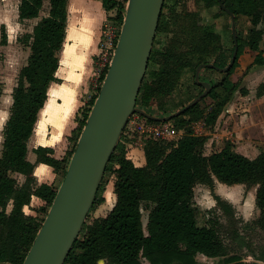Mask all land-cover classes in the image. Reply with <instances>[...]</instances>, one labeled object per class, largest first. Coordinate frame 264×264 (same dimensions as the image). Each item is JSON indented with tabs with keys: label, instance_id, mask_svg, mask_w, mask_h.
<instances>
[{
	"label": "trees",
	"instance_id": "1",
	"mask_svg": "<svg viewBox=\"0 0 264 264\" xmlns=\"http://www.w3.org/2000/svg\"><path fill=\"white\" fill-rule=\"evenodd\" d=\"M45 1L49 4L48 13L26 35L30 54L19 71L12 92V105L3 128L0 155V264L23 263L42 224L36 213L27 214L24 207L30 205L32 196H36L43 204L35 207V211L39 209L45 212L58 188L54 183H37L34 168L38 163H44L52 167L56 175L64 176L107 69L101 71L97 79L96 93L89 99L83 117L73 130L66 155L59 159L53 156L50 147L38 146L33 149L35 161H30L27 158V142L33 134L39 111L47 100L48 88L51 82L58 80L55 73L66 37L68 0H20L18 4V18L23 21L38 18ZM100 1L107 12H114L107 16V21L120 28L127 0ZM186 1L164 0L147 70L136 99V106L149 113L150 107H157L159 116L180 109L203 91V87L194 80L198 65L213 63L217 67H225L234 50L233 37L231 47L225 46L220 33L203 20L199 11L186 13L182 9L176 10L177 4L184 5ZM198 1L205 7L217 5L215 16L224 14L230 19L221 2L235 14L236 24L240 16L247 18V31L244 34L237 31L236 60L230 70L222 73L221 79L216 81L208 76L209 72L218 71L215 67H201L199 79L211 83L207 93L211 103L201 107L198 101L170 120L176 129L183 131L174 142L148 139L143 146V166L135 165L128 158L126 153L130 142L122 134L105 170L113 181L115 203L105 216L91 221L86 219L63 264H100V260L106 264H142L143 259L149 264H199L197 254L223 257L226 264H248L240 261L238 255L227 256V246L216 225V218L209 219L208 224H198L195 187L205 184L213 188L215 180L227 185L256 187L255 206L259 211L256 224L264 229V150L251 158L235 150L232 142L227 140L220 149L206 154L207 138L194 133L192 124L204 120L207 126H214L240 87L229 76L245 47L256 52L254 64L264 65L261 49L264 0ZM6 40L3 28L1 42L6 43ZM187 70L193 72V79L186 86V99L169 105L170 95ZM240 91L247 93L245 89ZM1 93L0 86V96ZM255 94L257 97L264 95V81L257 85ZM13 173L24 177L21 184H18ZM105 173L92 208L104 200ZM214 198L217 208L212 212L220 209L228 216L233 215L234 208L228 201L215 193ZM143 209L148 211L145 226Z\"/></svg>",
	"mask_w": 264,
	"mask_h": 264
},
{
	"label": "rangeland",
	"instance_id": "2",
	"mask_svg": "<svg viewBox=\"0 0 264 264\" xmlns=\"http://www.w3.org/2000/svg\"><path fill=\"white\" fill-rule=\"evenodd\" d=\"M19 2L20 0H0V86L2 89L0 96V118L2 119V121H0V155L2 150L3 128L13 100V88L16 86L19 71L22 66L26 64L30 54L29 46L26 43V35L32 32L36 22H38L42 16L46 15L49 9L48 1H45L43 10L38 18L22 21L18 18ZM181 9L182 12L185 11L186 13L199 11L203 20L213 25V28L220 33L223 44L227 47H231V21L224 14L215 16L218 12L217 5L205 7L204 4L198 0H187L184 5H176V10ZM109 14H114V12L109 11ZM107 25H114L118 28V26L111 21H107ZM3 28L7 35L6 43L1 42ZM104 29H106V27ZM236 31H240V33L244 34L247 31V25L239 20L238 24H236ZM104 38L105 36L103 34L102 42ZM254 55V51H251L248 47L244 48V52L240 55L236 68L229 76L233 81L238 80L237 82L243 87L240 86L234 92L233 98L226 105L214 126L210 127L205 125L202 127L199 124L201 120L193 123L195 124L194 129L197 133L205 135L207 138L204 149L206 154L220 149L227 140L232 142L235 150L251 158L264 150V96L257 97L255 95L256 85L264 79V65L254 64ZM95 62L88 90H79L81 104L61 143L63 148L61 146L59 147V145L56 147V150L60 151L59 154L61 156L66 154L69 149L72 129L78 125V121L83 117L84 110L88 106L90 97L96 92L99 74L97 72L98 61L96 60ZM209 73L208 76L213 81L219 80L222 77V73L219 71ZM192 79L193 72L191 70L185 71L179 85L170 95L169 105H174V103L186 99L184 92L186 86L190 84ZM241 89H248L247 93H243L240 91ZM199 102L201 107H205L211 103V98L206 95L202 100L200 99ZM150 111L151 113H158V109L155 106L150 107ZM169 122L174 126L172 121ZM180 131L183 133L182 130ZM148 139L154 138L142 137L140 142L136 145L130 143L128 145L130 148H128L126 153L127 156L130 155L128 153L129 149L132 150L133 148L138 154H144L143 146ZM165 141L174 142V140ZM31 144L33 143L31 142ZM135 164H137V162ZM12 175L17 179L18 184L23 182L24 177L22 175L18 173H13ZM62 178V175L57 176L55 183L57 186H59ZM113 188V181L110 180V174L107 172L105 173V183L102 191L104 200L91 208L87 217L88 221L96 217L105 216L109 212L115 201ZM255 192L256 187L254 186L248 187L245 184L227 185L217 180H215L213 188L205 184H197L195 187L194 202L197 207V222L199 225H204L209 223V219H217L216 225L227 246L228 256L238 255L243 259L252 258L251 256H264V253H262L264 250V229L259 228L256 224L259 211L255 206ZM214 193L220 195L233 206L234 212L232 216H228L220 209L212 212L214 208H217ZM37 203L38 202L31 201L30 205L24 207V211L27 214L36 213L35 215L38 219L43 222L49 206L45 212L39 209L35 211L43 204V201H39V205ZM8 210H10V206ZM142 212L145 226L148 211L143 209ZM102 261L104 260H101L100 264H102ZM143 263L147 264L146 261Z\"/></svg>",
	"mask_w": 264,
	"mask_h": 264
},
{
	"label": "water",
	"instance_id": "3",
	"mask_svg": "<svg viewBox=\"0 0 264 264\" xmlns=\"http://www.w3.org/2000/svg\"><path fill=\"white\" fill-rule=\"evenodd\" d=\"M163 4L164 0H127L100 89L77 138L66 172L22 264L64 263L94 204L110 156L132 114L140 113L154 121H170L210 91L211 83L199 79L201 67H215L220 72H228L236 60L235 14L220 2L230 16L234 41L228 64L225 67H217L213 63L198 65L194 80L204 90L168 115H155L137 107L136 99L147 70Z\"/></svg>",
	"mask_w": 264,
	"mask_h": 264
},
{
	"label": "crops",
	"instance_id": "4",
	"mask_svg": "<svg viewBox=\"0 0 264 264\" xmlns=\"http://www.w3.org/2000/svg\"><path fill=\"white\" fill-rule=\"evenodd\" d=\"M108 15L109 12L104 9L100 0H68L66 37L59 52V67L55 73L58 80L51 82L48 88L47 100L39 111L33 134L27 142V158L30 161H35L36 156L33 149L38 146L50 147L53 156L59 159L66 155L61 156L59 154L60 151H57L56 147L58 145L62 147L61 143L66 136V132L72 124L73 117L79 110L78 107L81 104L79 90H88L95 61H98L102 48L104 26L107 23ZM239 20L248 25L245 16H240ZM261 49L264 56V37ZM254 53L256 54L255 51ZM263 81L264 79L260 82ZM74 129H72L70 137L73 135ZM128 153L130 154L128 155L129 158L134 163L137 162L135 165L143 166L145 164L144 154H138L134 148L132 150L129 149ZM34 176L37 183L55 184L58 175L53 172L52 167L49 165L38 163L34 168ZM31 201L38 202L37 204L39 205V201L41 202L42 200L32 196ZM262 253H264V250ZM251 257L248 259L241 258L240 261L248 264H264V256ZM222 259L223 257H209L204 254L196 255V260L199 264H226ZM144 261L149 264L147 260H143L142 264H144ZM103 264H106L105 261H103Z\"/></svg>",
	"mask_w": 264,
	"mask_h": 264
},
{
	"label": "built area",
	"instance_id": "5",
	"mask_svg": "<svg viewBox=\"0 0 264 264\" xmlns=\"http://www.w3.org/2000/svg\"><path fill=\"white\" fill-rule=\"evenodd\" d=\"M105 27L106 29L103 33L105 38L102 42V48L98 56L97 72L99 75L106 67L108 68L119 34V28L116 26L105 24L104 28ZM157 114L158 113L155 115ZM199 124L202 127L206 125L204 120L199 121ZM194 125L195 124H193L194 133L199 134L194 129ZM181 134L182 132L177 130L171 122L149 120L140 113L132 114L123 130L124 137L128 139L130 143L135 145L140 142L142 137H151L159 140H177Z\"/></svg>",
	"mask_w": 264,
	"mask_h": 264
},
{
	"label": "flooded vegetation",
	"instance_id": "6",
	"mask_svg": "<svg viewBox=\"0 0 264 264\" xmlns=\"http://www.w3.org/2000/svg\"><path fill=\"white\" fill-rule=\"evenodd\" d=\"M221 73H226V72H221ZM195 78V77H194ZM203 87V86H202ZM203 90H204V87H203Z\"/></svg>",
	"mask_w": 264,
	"mask_h": 264
},
{
	"label": "bare ground",
	"instance_id": "7",
	"mask_svg": "<svg viewBox=\"0 0 264 264\" xmlns=\"http://www.w3.org/2000/svg\"><path fill=\"white\" fill-rule=\"evenodd\" d=\"M107 24V23H106ZM9 103V102H8ZM3 115V114H2ZM0 121H2V119L0 118Z\"/></svg>",
	"mask_w": 264,
	"mask_h": 264
}]
</instances>
